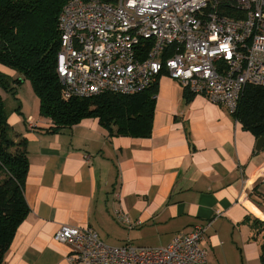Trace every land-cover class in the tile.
Returning <instances> with one entry per match:
<instances>
[{"label": "crops", "instance_id": "1", "mask_svg": "<svg viewBox=\"0 0 264 264\" xmlns=\"http://www.w3.org/2000/svg\"><path fill=\"white\" fill-rule=\"evenodd\" d=\"M0 73L20 79L2 64ZM8 122L27 140L28 212L2 264H72L53 238L64 224L91 227L102 240L122 230L121 242L149 247L203 224L207 264H260L264 230L253 221H264V145L256 150L258 138L223 105L202 94L187 100L162 73L145 137L117 134L96 117L54 133L40 114Z\"/></svg>", "mask_w": 264, "mask_h": 264}, {"label": "built area", "instance_id": "2", "mask_svg": "<svg viewBox=\"0 0 264 264\" xmlns=\"http://www.w3.org/2000/svg\"><path fill=\"white\" fill-rule=\"evenodd\" d=\"M57 28L63 99L137 93L166 73L233 113L246 85L264 86V0H67ZM206 228L163 247L108 245L93 228L67 224L53 238L72 264H207Z\"/></svg>", "mask_w": 264, "mask_h": 264}, {"label": "trees", "instance_id": "3", "mask_svg": "<svg viewBox=\"0 0 264 264\" xmlns=\"http://www.w3.org/2000/svg\"><path fill=\"white\" fill-rule=\"evenodd\" d=\"M66 1L0 0V64L20 77L11 79L13 84L30 82L39 101V114L52 121L46 132L96 117L102 126H114L117 134L148 136L159 76L148 88L133 94L105 92L88 98H62L55 71L60 43L57 17ZM5 80L0 73V85L7 88ZM183 91L188 100L191 93ZM232 114L256 139L264 136V86L246 85ZM27 171V140L13 133L0 97V264L28 212L24 197ZM253 229L264 230V221L255 219ZM260 264H264V236Z\"/></svg>", "mask_w": 264, "mask_h": 264}, {"label": "rangeland", "instance_id": "4", "mask_svg": "<svg viewBox=\"0 0 264 264\" xmlns=\"http://www.w3.org/2000/svg\"><path fill=\"white\" fill-rule=\"evenodd\" d=\"M6 77V80L3 82L6 87L0 85V97L4 102L6 112L8 116L17 117L21 122L29 116L33 118L39 117L38 105L35 102V93L32 89V86L28 80H25L21 85L14 86L11 82L12 76L3 74ZM41 119V118H40ZM19 128V125L16 126ZM103 236H108L107 238L103 237V240L106 244L109 245H122L125 242H121L120 236L122 235V230L114 231H103L101 233ZM134 245L133 243H131ZM136 246V245H134Z\"/></svg>", "mask_w": 264, "mask_h": 264}, {"label": "water", "instance_id": "5", "mask_svg": "<svg viewBox=\"0 0 264 264\" xmlns=\"http://www.w3.org/2000/svg\"><path fill=\"white\" fill-rule=\"evenodd\" d=\"M264 145V136H260L257 140H256V145H255V149L256 150H260Z\"/></svg>", "mask_w": 264, "mask_h": 264}]
</instances>
